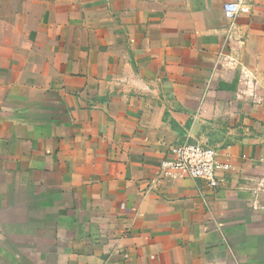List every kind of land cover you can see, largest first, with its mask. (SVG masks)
Listing matches in <instances>:
<instances>
[{
  "label": "crops",
  "instance_id": "1",
  "mask_svg": "<svg viewBox=\"0 0 264 264\" xmlns=\"http://www.w3.org/2000/svg\"><path fill=\"white\" fill-rule=\"evenodd\" d=\"M0 0V264H264V0ZM197 140L219 188L157 181Z\"/></svg>",
  "mask_w": 264,
  "mask_h": 264
},
{
  "label": "built area",
  "instance_id": "2",
  "mask_svg": "<svg viewBox=\"0 0 264 264\" xmlns=\"http://www.w3.org/2000/svg\"><path fill=\"white\" fill-rule=\"evenodd\" d=\"M242 1H229L224 5L228 19L234 20L239 14ZM230 169L222 161L220 151L197 140H184L172 145L157 169V181L167 177L180 176L203 180L210 188L221 184L220 174Z\"/></svg>",
  "mask_w": 264,
  "mask_h": 264
}]
</instances>
